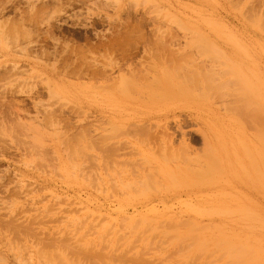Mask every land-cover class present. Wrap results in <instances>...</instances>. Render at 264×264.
I'll use <instances>...</instances> for the list:
<instances>
[{
	"label": "rangeland",
	"instance_id": "374dc122",
	"mask_svg": "<svg viewBox=\"0 0 264 264\" xmlns=\"http://www.w3.org/2000/svg\"><path fill=\"white\" fill-rule=\"evenodd\" d=\"M157 44L172 46L177 57L191 46L219 44L235 58L255 60L256 75L231 77L251 81L248 114L217 96L210 111L214 109L215 121L222 125L213 133L225 160L217 178L235 184L225 204L245 206L261 217H248L246 210L241 212L244 218L209 214L170 202V215L199 219L192 220L195 224L149 220L154 225L146 228L142 220H120L151 208L135 200L123 207L113 202L123 190L113 180V159L123 164L125 156L112 159L116 140L108 121L119 112L127 120L133 112H124L90 74L110 60L145 63L149 56L142 47ZM215 58L212 63L221 65ZM254 110L262 120L254 117ZM258 126L264 131V0H0V264H47L49 258L55 260L51 252L62 255L63 264H141L139 254L145 264H190L197 256L195 251L187 254L192 238L176 242L190 223L202 227L195 234L209 244L193 264H237L225 248L241 245V252L264 256V190L253 183L263 169L247 162ZM196 129L191 124L189 130ZM197 139L192 147L202 153ZM180 184L165 189L170 199L186 189ZM132 194L138 200L144 197ZM154 205L160 212L167 210L161 203Z\"/></svg>",
	"mask_w": 264,
	"mask_h": 264
},
{
	"label": "bare ground",
	"instance_id": "6f19581e",
	"mask_svg": "<svg viewBox=\"0 0 264 264\" xmlns=\"http://www.w3.org/2000/svg\"><path fill=\"white\" fill-rule=\"evenodd\" d=\"M163 45L164 44L143 46L142 49L144 53L149 56V61L146 58L147 61L145 63L141 62L137 64V62L132 61L133 59L129 61V64H122L121 62L110 60L104 63L103 67L94 71L92 70L90 74L91 77L89 76L95 83L96 81L99 83V86L94 84L93 86H97L101 91H111L112 98L119 107L125 110L124 112H133L132 116L127 120L121 119L119 112L115 118L108 121L114 133L112 139L116 140L115 142L112 141L114 145H111V153H113V156L111 155L112 159L113 157L120 159L122 157L121 154L125 156L123 164L121 162L119 163V161H117L118 159H113L116 163H113V165H115V167H113V180L116 184H120L123 187L122 195L120 197H115L113 202L116 206L123 207L124 203L126 204V202H130V200H135L137 202L139 201V204L143 205L142 207L151 206V208L147 209L145 214H135V212H133V214L130 215H121L120 220H142V226L146 228L147 226L154 225L149 220H186L195 224V221L192 220L199 219L193 216L186 217V215H170V211H168L170 209L166 207L170 202L173 204L178 202L186 205L189 209L199 212L205 211L209 214H219L222 216L229 214L237 217L239 214L242 215L241 212L246 210V212L243 213H247L245 214L246 216L249 215L251 218L255 215L256 217H261L262 214L257 212V214H254L250 208L246 207L245 209V206L230 208L225 204V201L230 198L227 193L234 191L235 184L230 180H221L217 178V175L220 174L221 170L224 168L225 163L223 161L225 160L221 158L222 148L213 138V133L216 127L220 129L222 125L219 124V122H217L218 124L216 123L215 119L217 120L218 117L217 114H213L214 109L213 112L210 111L212 110L211 105L213 106L214 102L217 101H213L215 96H217L219 99H222L224 102L227 101L235 107L239 105L240 107H234L235 110L237 109L236 111L247 110L244 113L248 114L250 99L247 98V93L248 89L252 86L251 81L243 80L241 81L242 83H239L234 81L231 77H238L239 73L256 75L255 60L252 57L242 59L235 58L233 57L234 55L231 56V54H229V51L225 47L219 44L191 46L187 48L188 50L186 49V55L179 53L178 57L175 56L177 55V50L171 49L172 46L170 47L167 45L166 47ZM184 50L185 49H183V51ZM210 56H213L211 59L212 61L208 59ZM215 57L221 61H219L221 65L216 66L217 64H213V59ZM115 72H118V75L113 76ZM246 82H248V84ZM227 102L226 104H228ZM229 108L232 109V107ZM239 113L243 117V112L242 114L241 112ZM254 113V117L260 118L261 115L258 112L254 110ZM257 113L259 116H257ZM262 118L260 119L262 120ZM258 120L254 118L253 122ZM191 124H196L197 129L194 131L189 130ZM116 131H120L122 135L125 136L124 139H126V142L122 140L119 135H116ZM256 131H258L257 133L259 134L256 133V141H258L259 144L255 140H250L251 155L248 156L247 162L250 163L249 165L252 163L255 164L253 167L259 166L260 169H263L262 172H257L253 183L256 189L264 190V131L263 129L261 130L259 126ZM242 137L243 135L241 138ZM197 138L201 140V144L203 145V147H201V149L203 148L202 153L200 150L192 147V144L198 142ZM233 163H235V161H233ZM248 172H250V170ZM188 181H190V184L187 183ZM179 182H182V185L180 184L181 186L186 184L183 186L186 189L175 191L177 193H174L173 198L170 199L165 189H170V186H178ZM117 186H115V190ZM153 191L155 193H153ZM132 192L141 193L144 197L138 200L136 196L133 195L134 193L131 195ZM229 200H231V198ZM155 203L163 204L167 210L160 212L157 205H154ZM244 217L245 216H243V218ZM181 222L179 224L180 227L183 226V222L182 225ZM191 223L189 224L190 226H187L188 228L185 233L178 234L177 237H179V239L178 241L175 239V241L178 244H182L179 240L191 237L192 240L187 239L188 241H193L190 242L192 244L189 247L187 245V249L190 248L187 254L195 251L197 256H199L200 253H204L205 247H208L209 244L202 234H195L197 228L202 227L192 226ZM186 225H188V222ZM183 227L185 228V226ZM221 241L224 245L225 240L221 239ZM230 242H232L231 239ZM180 247H183V245ZM243 247L244 245H241L237 248L241 249ZM185 248L183 247L184 251ZM212 248H214V245ZM237 248L226 247V252L224 251L225 254L231 255V258H234L237 264H264V256L259 255V253L254 252V250L252 253L249 252V254H247L248 252L245 253L242 250V253ZM61 249L63 250V248ZM61 249L60 251H62ZM243 249L245 250V247ZM77 250H80L79 255L81 256L80 252L83 249ZM215 250L218 249L216 248ZM65 251L66 250H64V253ZM180 251L181 250H179V252ZM227 251H229V253H227ZM76 252L74 255H76ZM51 253L56 256L55 260L52 261L53 263L63 264L65 258L62 255H59L57 252ZM82 253H85V250L82 251ZM109 253L112 254L110 251ZM92 254H95L96 257L97 254L100 255V253L91 252V255ZM103 254L102 257L106 255L104 258H107L108 252L107 254ZM182 255L180 254L179 256ZM109 256L112 257L111 255ZM136 256H138V253ZM197 256L193 258V261L190 260L191 258L189 259L191 262L187 261L190 262V264H193L192 262L197 263L196 261L200 259ZM202 256L204 257V255ZM208 256L210 257L212 255L208 254ZM139 257L142 256L139 254L136 260H139L141 264L147 263L144 258L142 259ZM225 257L228 258L227 256ZM79 258L78 256V259ZM177 258L179 259V257ZM183 258L184 257H180V259ZM220 258L214 260V263ZM46 259L48 258L46 257ZM181 261L185 262L184 259ZM52 262L49 258L47 264H51ZM179 263L181 262L178 261V264ZM212 263L213 261H211V263L209 262V264Z\"/></svg>",
	"mask_w": 264,
	"mask_h": 264
}]
</instances>
